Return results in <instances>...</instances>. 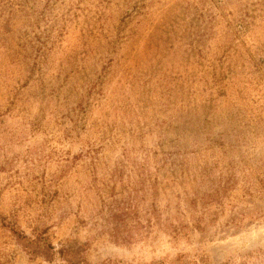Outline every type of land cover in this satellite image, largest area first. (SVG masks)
<instances>
[{
  "label": "rangeland",
  "instance_id": "1",
  "mask_svg": "<svg viewBox=\"0 0 264 264\" xmlns=\"http://www.w3.org/2000/svg\"><path fill=\"white\" fill-rule=\"evenodd\" d=\"M7 223L88 264H264V0H0V264H66Z\"/></svg>",
  "mask_w": 264,
  "mask_h": 264
},
{
  "label": "trees",
  "instance_id": "2",
  "mask_svg": "<svg viewBox=\"0 0 264 264\" xmlns=\"http://www.w3.org/2000/svg\"><path fill=\"white\" fill-rule=\"evenodd\" d=\"M134 215V206L130 200L120 204L114 201L113 208L110 210L107 218L110 226L107 225V227L115 239H119L122 242H130L133 234L139 229L138 225H140L134 219ZM5 226L16 243L19 244L20 248L30 256H39L49 261L54 254H57L66 264H88L80 251L66 247L55 249L41 232H36L33 236H28L12 223H7Z\"/></svg>",
  "mask_w": 264,
  "mask_h": 264
}]
</instances>
